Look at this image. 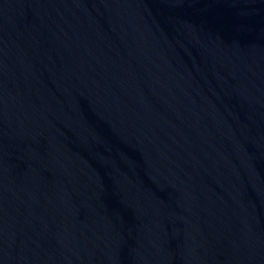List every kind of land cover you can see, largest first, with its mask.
Returning <instances> with one entry per match:
<instances>
[{"label": "water", "instance_id": "1", "mask_svg": "<svg viewBox=\"0 0 264 264\" xmlns=\"http://www.w3.org/2000/svg\"><path fill=\"white\" fill-rule=\"evenodd\" d=\"M0 264H264V94L0 0Z\"/></svg>", "mask_w": 264, "mask_h": 264}]
</instances>
